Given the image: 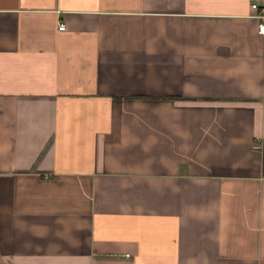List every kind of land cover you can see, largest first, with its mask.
Returning <instances> with one entry per match:
<instances>
[{"label":"crops","instance_id":"crops-1","mask_svg":"<svg viewBox=\"0 0 264 264\" xmlns=\"http://www.w3.org/2000/svg\"><path fill=\"white\" fill-rule=\"evenodd\" d=\"M253 2L0 0V264H264Z\"/></svg>","mask_w":264,"mask_h":264},{"label":"built area","instance_id":"built-area-1","mask_svg":"<svg viewBox=\"0 0 264 264\" xmlns=\"http://www.w3.org/2000/svg\"><path fill=\"white\" fill-rule=\"evenodd\" d=\"M252 7L257 10V12L255 13L257 15V17L264 18V8L261 9L257 2H253ZM59 27L61 29H64L66 27L65 23L61 22ZM259 30L261 32H264V21L259 24Z\"/></svg>","mask_w":264,"mask_h":264}]
</instances>
